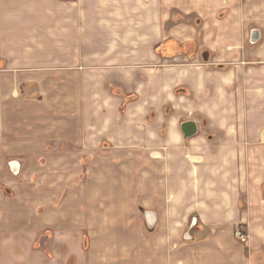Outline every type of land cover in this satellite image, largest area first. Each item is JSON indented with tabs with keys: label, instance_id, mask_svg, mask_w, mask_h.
Masks as SVG:
<instances>
[{
	"label": "crops",
	"instance_id": "obj_1",
	"mask_svg": "<svg viewBox=\"0 0 264 264\" xmlns=\"http://www.w3.org/2000/svg\"><path fill=\"white\" fill-rule=\"evenodd\" d=\"M234 1L0 0V264H264V0Z\"/></svg>",
	"mask_w": 264,
	"mask_h": 264
},
{
	"label": "water",
	"instance_id": "obj_2",
	"mask_svg": "<svg viewBox=\"0 0 264 264\" xmlns=\"http://www.w3.org/2000/svg\"><path fill=\"white\" fill-rule=\"evenodd\" d=\"M259 38H260L259 30L258 29H253L251 31V42L252 43H255L256 41L259 40ZM181 131H182V133H183V135L185 137H191V136H193V135L196 134V132H197V126H196V124L193 121H186V122L182 123V125H181ZM148 214H150V213H148ZM151 222L152 223H150V224L147 225V228L149 230L153 229V227H154L153 226L154 221H151ZM183 239L184 240L191 239V237L189 236V233L188 232H186L183 235Z\"/></svg>",
	"mask_w": 264,
	"mask_h": 264
},
{
	"label": "rangeland",
	"instance_id": "obj_3",
	"mask_svg": "<svg viewBox=\"0 0 264 264\" xmlns=\"http://www.w3.org/2000/svg\"><path fill=\"white\" fill-rule=\"evenodd\" d=\"M235 3H234V5H237L238 7H242V6H244V4H245V2H246V0H235L234 1ZM226 7V8H225ZM230 8L228 7V6H224L222 9H221V11H222V13L223 14H225V13H227V11L229 10ZM255 28V27H254ZM255 29H258V28H255ZM259 30V29H258ZM259 33H260V38H259V40L258 41H260V39H261V32H260V30H259ZM250 40H251V33H250ZM258 41H256L255 43H257ZM225 64H228V63H225ZM254 64H256V63H254ZM230 65L228 64V65H225V67L226 68H228ZM2 193H4V195L6 196V197H10V198H14V193L9 189V188H2ZM40 212V211H39ZM236 239V238H235ZM70 261H71V259H70Z\"/></svg>",
	"mask_w": 264,
	"mask_h": 264
},
{
	"label": "built area",
	"instance_id": "obj_4",
	"mask_svg": "<svg viewBox=\"0 0 264 264\" xmlns=\"http://www.w3.org/2000/svg\"><path fill=\"white\" fill-rule=\"evenodd\" d=\"M234 237L240 241L241 243H244L247 241V234L246 232L244 231L243 228L241 227H237L235 230H234Z\"/></svg>",
	"mask_w": 264,
	"mask_h": 264
}]
</instances>
